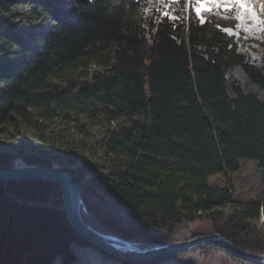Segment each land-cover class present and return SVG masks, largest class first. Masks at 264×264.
<instances>
[{
  "label": "trees",
  "instance_id": "obj_1",
  "mask_svg": "<svg viewBox=\"0 0 264 264\" xmlns=\"http://www.w3.org/2000/svg\"><path fill=\"white\" fill-rule=\"evenodd\" d=\"M16 5H29L35 18L52 22L48 33L32 35L42 39L38 47L21 39L23 27L8 19ZM220 11L204 13L201 23L186 2L157 11L156 0H0V125L41 129V120L73 109L98 110L108 123L126 120L98 140L103 159L73 148L50 154L25 135L17 152L0 143V169L15 167L18 157L28 165L58 164L81 189L86 223L143 248L178 241L177 230L207 219L235 245L264 254L255 221L263 200L239 199L231 180L209 181L238 171L244 157L264 169V101L227 76L242 65L264 88V70L239 52L223 30L234 25L233 17ZM91 65L102 70L92 78L75 75ZM74 244L116 258L75 232L59 181L0 182V264H54L58 255L72 264ZM201 248L236 264H261L213 244L185 252ZM149 263L161 264L158 258Z\"/></svg>",
  "mask_w": 264,
  "mask_h": 264
},
{
  "label": "rangeland",
  "instance_id": "obj_2",
  "mask_svg": "<svg viewBox=\"0 0 264 264\" xmlns=\"http://www.w3.org/2000/svg\"><path fill=\"white\" fill-rule=\"evenodd\" d=\"M62 4H65L67 7L71 5L70 2H63ZM260 9L261 5L259 6L256 2L254 5L256 15L258 18H264V11ZM221 10L223 11V9ZM202 15H204V13H202ZM7 17L11 23H13V26L18 27L19 25L23 27L24 31L22 32L21 39L26 40L29 46L35 47L39 46V41L42 39L33 37L32 35L40 36V34L48 33L52 24V22L47 19L35 18L29 5L14 6L12 13ZM253 21V23L245 22L244 27H238L241 21L233 17L231 22H233L234 25L228 27V29L232 30L231 35L236 40L239 52L244 55L246 60L264 70V26L260 25L257 20ZM245 28L247 30H245ZM242 69H244L243 66L238 64L229 68L227 73L229 81H235L240 84L246 92H252L264 101V88L252 81L244 70L248 76V78H246L242 73ZM96 70H102V68L97 65H91L87 69H78L75 75L79 78H92ZM55 80L64 86L66 84L63 78L56 77ZM230 92L234 97V91L231 90ZM5 95L6 93L3 89L1 97ZM96 103L100 104V102ZM64 112L67 113V115L64 114L55 116L52 119L41 120V129H37L28 124H23L19 129H17L15 124L0 125V143L3 146L2 148L17 152L15 145L26 135L30 141H33L38 146H42L50 154H54L60 149L67 150L73 148L79 150L82 155L87 158L100 159V157H102L103 159L104 152L100 149L98 140L105 134L107 128L126 121L123 117H119L111 123H108L105 118L99 115L98 110H96L94 114V110L92 109L89 113L77 109L65 110ZM59 132H62L63 135L67 134L68 139L62 142L60 134H58ZM15 163L16 166H18L24 164V161L21 157H18ZM54 166L55 169L59 167L58 164ZM229 180L233 183L234 195L239 197V199L255 200L261 198L263 200V208L260 216L255 221L258 229L262 231L264 235V169L258 166L257 160L244 157L241 158L240 169L238 171L230 175L218 173L211 176L209 179L211 185H225ZM224 210L226 212H231L232 208L227 206ZM214 227L211 221L199 219L193 223L185 224L180 230H177V235L181 238L180 240L186 238L190 239V236L195 234L203 235L217 232ZM180 240L178 239V241ZM174 242L177 241L160 242L151 247ZM131 243L134 246L143 248L137 243ZM72 248L78 257L72 264H126L122 259L116 256V258H112L108 255H104L94 246H80L74 244ZM156 258L160 259L161 264H236L222 253L205 248H201L194 253L177 252ZM150 260L135 261V264H150ZM54 264H62L61 255L57 256Z\"/></svg>",
  "mask_w": 264,
  "mask_h": 264
},
{
  "label": "water",
  "instance_id": "obj_3",
  "mask_svg": "<svg viewBox=\"0 0 264 264\" xmlns=\"http://www.w3.org/2000/svg\"><path fill=\"white\" fill-rule=\"evenodd\" d=\"M36 178H53L59 181L62 185L66 214L75 231L86 240L102 247L119 259L125 261H146L159 256L189 251L201 245L213 244L226 249L233 255L249 258L264 264V254L245 250L218 232L201 234L174 243L139 248L119 236L100 232L83 220L81 214V189L68 171L28 164L0 169V182L23 181Z\"/></svg>",
  "mask_w": 264,
  "mask_h": 264
},
{
  "label": "snow or ice",
  "instance_id": "obj_4",
  "mask_svg": "<svg viewBox=\"0 0 264 264\" xmlns=\"http://www.w3.org/2000/svg\"><path fill=\"white\" fill-rule=\"evenodd\" d=\"M182 2H186L192 5L193 10L197 17L200 18L201 23L205 22V16L202 15V13H206L208 16H219L221 15L220 10L223 9L224 16H232L241 21L238 27L245 26L246 15L248 16V18L257 20L260 25L264 26V18H258L256 15V11L254 10L256 0H167V4H165V0H156L157 11H160L161 5H171L173 7H179L181 6ZM145 10L147 11L148 9ZM260 10L264 11V3H261ZM181 11H183L182 7ZM161 14L163 16H170L169 12H162ZM171 18L176 19L177 17ZM217 26L219 27V25ZM223 30L228 34H231L232 32V30L228 28H224ZM245 30L247 29L245 28Z\"/></svg>",
  "mask_w": 264,
  "mask_h": 264
},
{
  "label": "bare ground",
  "instance_id": "obj_5",
  "mask_svg": "<svg viewBox=\"0 0 264 264\" xmlns=\"http://www.w3.org/2000/svg\"><path fill=\"white\" fill-rule=\"evenodd\" d=\"M245 22H247V23H253L254 21H253V19H250V18H248V16L246 15L245 16ZM242 73L246 76V78H248V76H247V74H246V72L244 71V69H242ZM83 218V217H82ZM84 220V219H83ZM74 229V228H73ZM75 230V229H74ZM76 232V231H75ZM77 233V232H76ZM78 234V233H77ZM106 234V233H105ZM79 235V234H78ZM108 235H112V234H108ZM81 236V235H80ZM195 236H197V235H195ZM82 237V236H81ZM194 237V236H193ZM138 247V246H137ZM183 252V251H182Z\"/></svg>",
  "mask_w": 264,
  "mask_h": 264
}]
</instances>
